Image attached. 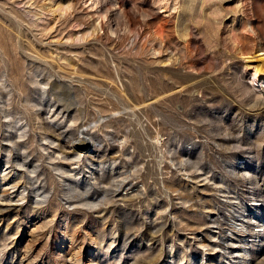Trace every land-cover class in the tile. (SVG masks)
I'll list each match as a JSON object with an SVG mask.
<instances>
[{
    "label": "rangeland",
    "instance_id": "obj_1",
    "mask_svg": "<svg viewBox=\"0 0 264 264\" xmlns=\"http://www.w3.org/2000/svg\"><path fill=\"white\" fill-rule=\"evenodd\" d=\"M262 52L264 0H0V264H264Z\"/></svg>",
    "mask_w": 264,
    "mask_h": 264
},
{
    "label": "bare ground",
    "instance_id": "obj_2",
    "mask_svg": "<svg viewBox=\"0 0 264 264\" xmlns=\"http://www.w3.org/2000/svg\"><path fill=\"white\" fill-rule=\"evenodd\" d=\"M264 53V52H262ZM261 54V53H260ZM260 57H251L249 58V60H247V65L250 66L253 70V74H254V78L257 82H262L264 83V56H261L259 55ZM253 82V81H252ZM82 134H84V132H82ZM10 141H12L13 139L11 137H9ZM51 142V141H50ZM53 142V141H52ZM78 143H80L81 145H77ZM95 145V140H92L91 138L87 137V135L84 134L83 137L81 138H76L74 140L71 141V147L74 148L75 150L76 149H81V148H86V147H92ZM16 146V145H15ZM79 147V148H78ZM65 157V156H64ZM65 158H68L65 157ZM56 169L62 174L64 175L65 172L64 169L62 166H57ZM4 179V178H3ZM69 179V178H67ZM70 180V179H69ZM81 180H76V179H73L72 182L69 183V186H70V190L73 192H75V198L77 199V203H81V204H84L86 201H87V197H83L81 196L80 197V191H78V187H77V184H75L76 182H80ZM15 186V185H14ZM69 190V191H70ZM46 195V194H45ZM38 196V195H37ZM44 198V196H43ZM90 203V202H89ZM86 204V203H85ZM244 254H248V251L247 250H244L243 249ZM249 255V254H248ZM244 264H249V262H245Z\"/></svg>",
    "mask_w": 264,
    "mask_h": 264
}]
</instances>
